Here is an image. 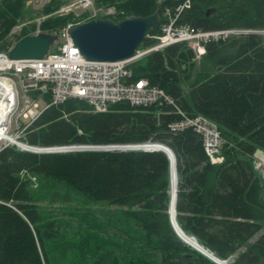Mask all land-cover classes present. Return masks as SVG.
<instances>
[{"label":"trees","instance_id":"trees-1","mask_svg":"<svg viewBox=\"0 0 264 264\" xmlns=\"http://www.w3.org/2000/svg\"><path fill=\"white\" fill-rule=\"evenodd\" d=\"M183 1L95 0V5L113 6L115 15L108 17L115 21L157 13L158 23L139 47L146 48L157 43L154 36L162 33L165 10ZM24 2L0 0L1 38L24 16ZM58 7L53 1L42 12ZM75 20L72 13L55 14L39 28L59 34ZM177 23L202 31H242L204 42L198 61L186 42H176L131 64L133 79L147 78L187 115L201 114L217 124L225 139L221 163L209 161L193 129L169 131L168 124L179 115L166 103L118 102L105 112H93L87 102L70 98L46 108L19 140L43 146L167 145L176 159L175 219L182 231L231 264H264V231L257 235L264 228V178L249 156L256 149L264 152V33L258 32L264 31V0H190ZM35 29V24L24 28L16 40ZM32 177L48 181L53 189L68 186L92 201L120 205L135 221L141 236L128 256L105 249L90 264H217L186 244L170 223V159L164 151L37 153L14 144L0 150V264H56L45 244L53 235L46 227L55 221L41 213ZM50 199L58 200L59 194L51 191Z\"/></svg>","mask_w":264,"mask_h":264},{"label":"built area","instance_id":"built-area-1","mask_svg":"<svg viewBox=\"0 0 264 264\" xmlns=\"http://www.w3.org/2000/svg\"><path fill=\"white\" fill-rule=\"evenodd\" d=\"M86 6H92L93 0H83ZM190 0H184L173 10L167 8L164 15L166 22L162 33L154 36L157 43L146 48H139L133 57L116 61H92L85 58L74 44L69 29L76 23L96 17L97 13L108 16L115 13V8L94 9L82 20L71 21L59 31L61 40L56 51L53 48L40 59H11L6 50L0 48V141L5 140L0 150L12 144L2 137L3 132L16 129L18 135H10L19 140L31 123L52 105H59L70 98L87 102L93 112H105L109 106L118 102H127L132 106L151 104H170L179 117L168 124L171 132L191 128L201 138L205 154L213 164L224 159L221 147L225 139L218 126L204 115L190 116L179 108L173 97L162 88L149 83L147 78L133 79L131 64L151 51L161 49L176 42H186L199 59L205 52L204 42L226 38L241 30L221 29L202 31L188 24H178L177 18L188 7ZM94 6V5H93ZM23 23L14 26L12 33H19ZM39 29V23L35 29ZM8 141V142H6ZM254 168L264 178V152L256 149L251 155ZM32 177L31 179H33Z\"/></svg>","mask_w":264,"mask_h":264},{"label":"rangeland","instance_id":"rangeland-1","mask_svg":"<svg viewBox=\"0 0 264 264\" xmlns=\"http://www.w3.org/2000/svg\"><path fill=\"white\" fill-rule=\"evenodd\" d=\"M24 1V16L14 25L23 23V29H29L33 24L37 27V24L44 18L55 14L72 13L77 19L75 21H78L94 9L105 10L108 8L96 6L95 0H93L94 6L84 5L87 2L83 0ZM53 1L59 3L58 9L44 14L43 7ZM103 14L97 13L96 17L103 16ZM111 15L114 16L115 13ZM11 29L4 38L0 37V48L2 46L4 48L11 47L22 32L12 33ZM258 32L264 33V31ZM54 43L53 49H57L61 44L60 37ZM10 44L11 46H9ZM19 134L20 132L17 133L16 129L9 130V135L19 136ZM4 143L5 140L0 141V148ZM31 180L34 193L39 196L38 205L41 213L45 218L55 221L53 227H46L51 230L52 237L45 238L48 255L54 263L90 264L105 249L114 248L118 254L128 256L133 248H136L133 241L141 236V231L133 219L123 214L122 206L109 204L106 201H92L68 186L56 184L57 188L53 189V186L48 185L50 184L48 181L44 179L41 181V178L40 182L37 177ZM49 187L51 189H47ZM51 191H56L59 194L58 200L50 199ZM263 231L264 228L257 235Z\"/></svg>","mask_w":264,"mask_h":264},{"label":"water","instance_id":"water-1","mask_svg":"<svg viewBox=\"0 0 264 264\" xmlns=\"http://www.w3.org/2000/svg\"><path fill=\"white\" fill-rule=\"evenodd\" d=\"M159 21V15L153 13L147 16H134L119 19L95 18L80 22L69 29V34L79 51L92 61H116L131 58L140 47L142 41L149 36L151 28ZM57 33L36 30L17 39L8 49V57L11 59H40L43 58L54 42L58 40ZM11 143L22 150L43 152H65L79 150H128L140 149L145 151H164L174 164L175 173L176 159L170 147L158 142H143L135 144H72L63 146L30 145L20 140L11 139ZM21 144H25L26 147ZM176 193L174 195L172 210L168 208L170 223L177 235L189 246L201 252L217 264H231L226 259H219L196 238L188 235L196 241L197 246L190 245L184 238L185 233L179 227L175 219Z\"/></svg>","mask_w":264,"mask_h":264},{"label":"bare ground","instance_id":"bare-ground-1","mask_svg":"<svg viewBox=\"0 0 264 264\" xmlns=\"http://www.w3.org/2000/svg\"><path fill=\"white\" fill-rule=\"evenodd\" d=\"M2 131V130H0ZM2 137L6 140H11L13 137L10 136L9 134H6L5 132H3ZM17 140V139H16ZM18 141V140H17ZM28 144V143H27ZM22 146L26 147L25 144H21ZM176 189H177V177H176V173H175V168H174V164L171 161V168H170V182H169V196H170V201H169V206L168 208L172 210L173 207V201H174V195L176 193ZM183 238L190 244L193 246H197L196 245V241H194L193 238L189 237L187 234L183 235Z\"/></svg>","mask_w":264,"mask_h":264}]
</instances>
